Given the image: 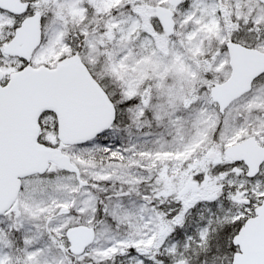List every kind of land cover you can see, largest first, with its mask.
Masks as SVG:
<instances>
[{"label":"snow or ice","instance_id":"6c2138e0","mask_svg":"<svg viewBox=\"0 0 264 264\" xmlns=\"http://www.w3.org/2000/svg\"><path fill=\"white\" fill-rule=\"evenodd\" d=\"M0 264H264V0H0Z\"/></svg>","mask_w":264,"mask_h":264}]
</instances>
